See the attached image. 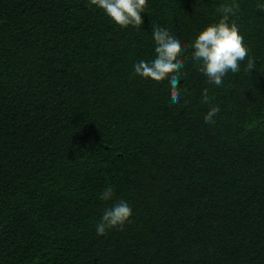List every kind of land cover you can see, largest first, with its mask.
Returning <instances> with one entry per match:
<instances>
[{
    "label": "trees",
    "instance_id": "1",
    "mask_svg": "<svg viewBox=\"0 0 264 264\" xmlns=\"http://www.w3.org/2000/svg\"><path fill=\"white\" fill-rule=\"evenodd\" d=\"M147 2L137 30L88 0H0V264H264V0H236L255 68L222 87L188 57L229 0ZM156 26L189 46L179 103L134 74ZM118 200L129 222L98 236Z\"/></svg>",
    "mask_w": 264,
    "mask_h": 264
},
{
    "label": "clouds",
    "instance_id": "2",
    "mask_svg": "<svg viewBox=\"0 0 264 264\" xmlns=\"http://www.w3.org/2000/svg\"><path fill=\"white\" fill-rule=\"evenodd\" d=\"M90 7L102 11L105 16L120 29L132 27L139 30L143 24L142 13L148 7L147 0H88ZM257 9L264 11V3H258ZM240 11V4L236 0L222 3L216 12L220 19L207 25L195 37L190 45L192 51L190 59L193 67L206 77V82L216 87H222L225 77L241 71V64L246 61L244 71L250 73L255 68V60L249 57V48L240 34V28L234 17ZM154 41V58L151 61L140 60L133 66L134 74L154 83L165 80L169 84L170 100L179 103L181 89L180 80L186 73L184 53L187 45L181 44L179 39L168 29L156 26L152 29ZM185 94H187L186 90ZM201 99L204 103H211L208 89L203 90ZM187 103V101H185ZM219 107H212L204 116V122L214 124V117L219 113ZM114 198V189L106 188L100 195L103 201ZM132 215L130 205L124 200H118L103 211L96 233L103 236L107 231L124 230Z\"/></svg>",
    "mask_w": 264,
    "mask_h": 264
}]
</instances>
